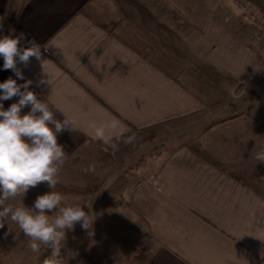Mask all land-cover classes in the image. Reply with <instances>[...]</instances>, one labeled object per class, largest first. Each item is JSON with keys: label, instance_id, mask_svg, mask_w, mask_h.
Wrapping results in <instances>:
<instances>
[{"label": "crops", "instance_id": "obj_1", "mask_svg": "<svg viewBox=\"0 0 264 264\" xmlns=\"http://www.w3.org/2000/svg\"><path fill=\"white\" fill-rule=\"evenodd\" d=\"M153 1L0 0V38L23 33L19 46L29 47L34 39L42 53L41 61L17 63L24 80L4 70L0 57V83L9 77L18 84L32 80L29 90L49 104L55 118L68 116L80 129L57 134L66 153L56 188L31 187L6 203L32 207L37 196L60 193L66 205L84 209L91 228L77 223L67 230L59 258L66 264H98L95 255L100 264H109L95 254L91 236L95 223H110L102 191L112 177L103 168L85 169L93 149L109 145L91 125L117 122L115 130H106L116 144L170 127L171 137L181 135V144L151 177L123 193L118 209L128 218L118 217L116 225L145 226L148 241L140 264H264V163L255 158L264 151V62L254 65L249 55L221 60L222 49L204 60L200 52L205 51L195 50L199 60L193 68L206 75L197 85L188 71L173 75L168 58L158 63L152 48L146 53L139 44L143 36L165 55L173 53L183 67L187 63V50L177 53L190 49L185 33L152 9ZM252 1L264 9V0ZM41 79L50 84L38 85ZM239 84L244 87L235 95L233 86ZM206 86L212 95L206 96ZM18 99L0 103L7 110ZM29 111L25 107L21 115ZM21 233L10 219L0 228V264H44L52 246L34 252Z\"/></svg>", "mask_w": 264, "mask_h": 264}, {"label": "rangeland", "instance_id": "obj_2", "mask_svg": "<svg viewBox=\"0 0 264 264\" xmlns=\"http://www.w3.org/2000/svg\"><path fill=\"white\" fill-rule=\"evenodd\" d=\"M145 1L148 2V0ZM149 6L157 10L168 23L177 25L178 30L185 33L184 39L190 49L183 47L181 51L179 48L180 51L178 49L177 53L180 54L187 50V63L183 67L180 62H176L173 53H170V57L165 55L162 51L164 48L161 50L149 43L148 39L143 36L138 39L141 48L143 50L147 47L152 48L154 52V54L151 53L152 58L158 63H164V60L167 61L168 58L170 60L168 68L175 76L182 77L187 74V71L190 72L189 77L194 80L192 85H197L196 79L201 74L206 75L202 70L196 71L193 68L199 60L195 50L205 51V54L200 52L204 55L202 56L204 60L212 59L214 51L222 49L223 52L221 51L218 55L221 60L229 61L231 56L249 55L252 56L254 65V61L264 62V9L252 0H170V3L167 0H155ZM230 48L234 51L233 53H229ZM148 52L146 49V53ZM186 67L192 70L189 71ZM180 70H183L182 73ZM243 87V84L233 86L236 89L235 95ZM207 88V86L202 88L203 91L206 90V96L208 93L212 95L214 92ZM233 93L232 91L228 94L230 97H235ZM170 134V127L164 126L135 134L136 139L133 143L125 144L123 141L117 143L118 150H113L110 146L93 149L92 164H88L89 160L87 161L86 170L99 173L103 168V171L105 169L108 172L107 175L112 177L102 191L104 195L102 199L107 200L106 205L108 203L106 214L110 217V223L103 224L105 227H101L102 223H95L91 236L95 254H102L106 263L140 264L143 261L139 256H142V252H145L147 248L145 243L148 241V234L145 226L132 222L127 223L129 226L125 228L122 223L120 226L116 225L118 217L125 216L123 221L128 218L127 214L121 216L118 209L123 202V193L132 189L140 180L151 177L159 167L160 161L181 144V140H177L181 136L179 133H172L174 138ZM42 188L50 187L46 184ZM77 231L78 233L83 232V230ZM87 233H89L88 230ZM23 236H25L24 233H21L18 237ZM77 248L80 247L77 245ZM115 254L121 256L119 260L116 259ZM94 261L101 263L95 255Z\"/></svg>", "mask_w": 264, "mask_h": 264}, {"label": "clouds", "instance_id": "obj_3", "mask_svg": "<svg viewBox=\"0 0 264 264\" xmlns=\"http://www.w3.org/2000/svg\"><path fill=\"white\" fill-rule=\"evenodd\" d=\"M23 38V33L0 38L3 68L12 70L20 80H24V76L17 63L27 66L30 58L35 57L38 61L42 58L41 46L34 39L28 42L29 47L19 46ZM42 67L44 69L43 61ZM32 83V80H25L23 84H18L11 77L0 83V101L19 97L18 102L12 103L7 110L0 103V228L10 219L32 241L34 252H40L41 245L52 246V256L44 264H66L59 254L67 230L74 229L77 223L85 229L91 228L84 209L66 205L61 194L55 191L37 196L32 207L25 206L23 202L16 207L6 203L17 196L23 197L31 187L43 182L51 189L56 188L66 153L58 143L57 134L65 130L80 131L75 120L68 116H64L62 121L56 119L49 104L29 90ZM45 83L50 84L49 79H41L38 85ZM25 107H30V111L21 115ZM91 127L105 145L118 150L113 138L106 134V130L117 128V122L99 126L92 124ZM135 139L132 135L123 142L130 144ZM255 158L264 163V151L257 152Z\"/></svg>", "mask_w": 264, "mask_h": 264}, {"label": "trees", "instance_id": "obj_4", "mask_svg": "<svg viewBox=\"0 0 264 264\" xmlns=\"http://www.w3.org/2000/svg\"><path fill=\"white\" fill-rule=\"evenodd\" d=\"M47 183L46 182H43V183H40L38 186L36 187H44Z\"/></svg>", "mask_w": 264, "mask_h": 264}]
</instances>
